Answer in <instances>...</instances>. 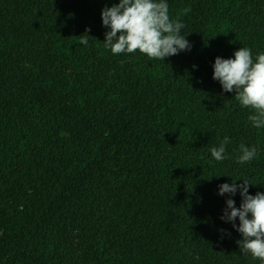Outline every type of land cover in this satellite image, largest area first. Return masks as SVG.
I'll use <instances>...</instances> for the list:
<instances>
[{"label":"trees","instance_id":"obj_1","mask_svg":"<svg viewBox=\"0 0 264 264\" xmlns=\"http://www.w3.org/2000/svg\"><path fill=\"white\" fill-rule=\"evenodd\" d=\"M167 3L191 49L163 62L104 48L119 0H0V264H259L219 186L264 193V129L213 75L264 52V0Z\"/></svg>","mask_w":264,"mask_h":264},{"label":"clouds","instance_id":"obj_2","mask_svg":"<svg viewBox=\"0 0 264 264\" xmlns=\"http://www.w3.org/2000/svg\"><path fill=\"white\" fill-rule=\"evenodd\" d=\"M190 11V8H185L183 14ZM102 21L103 26L109 29L103 46L113 55H135L138 52L149 61L164 62L168 57L191 49L186 36L181 34L185 25L179 14L176 19L171 18L167 0H119L118 5L102 10ZM79 37L81 44H88L86 36ZM234 57L215 59L213 79L221 84L224 92L234 93L239 105L249 110L248 121L252 127L264 129V52L254 57L250 48L242 47L235 51ZM229 143L230 138L225 136L218 147H211L215 161L231 158L226 156ZM256 156V146L248 147L241 143L236 163H250ZM236 181L219 186L221 196H235L239 190L242 197L239 208L234 199L226 201L227 207L221 219L231 222L241 234L242 239L237 241L241 253L264 264V193L250 195L249 186L253 184L247 179L239 185ZM237 218L239 226L235 223Z\"/></svg>","mask_w":264,"mask_h":264}]
</instances>
